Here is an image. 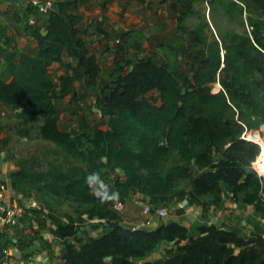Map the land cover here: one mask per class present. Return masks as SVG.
<instances>
[{"label":"trees","instance_id":"1","mask_svg":"<svg viewBox=\"0 0 264 264\" xmlns=\"http://www.w3.org/2000/svg\"><path fill=\"white\" fill-rule=\"evenodd\" d=\"M82 1H55L45 31L37 25L31 29L37 42L33 52L9 51L0 39V62L4 61L11 76L8 81L0 74V101L21 109L22 114L42 113L49 121L46 136L84 163L67 171L44 170L24 159L11 173L14 189L63 195L90 206L89 219L108 220L101 234L86 240L77 237L80 222L74 217L56 219L64 247L63 264H264V234L247 239L237 231L211 224L191 235L178 221L154 229L128 228L110 209L115 200L124 202L137 188L150 203L164 204L176 193L178 182L190 180L192 199L201 201L207 196L209 204H218L231 196L254 205L264 219L262 189L247 171L259 149L243 137L245 131L258 130L264 124V40L259 31L253 27L251 34L235 33L221 39L204 31L208 23L190 29L181 22L179 29L191 33L199 48L198 54L186 52L192 75L181 65L179 47L162 42V61L152 55L128 60L131 68L116 85L109 91L100 89L97 106L110 117L107 129L92 135L83 122L80 130L62 132L56 125L58 110L52 95L57 88L49 76L51 66L58 63L72 71L59 76L61 97L76 93L84 66L91 76L99 70L96 57L88 55V40L79 34L76 11ZM25 4L26 12L33 10ZM216 4L226 14L237 10L264 14V0L213 1ZM26 15L14 16L16 22L27 19L24 28L29 25ZM2 38L9 40L6 35ZM64 55L75 58L77 64L65 61ZM217 82L221 89L214 91ZM152 91L160 93L159 101L151 97ZM174 154L179 162L164 172L162 165ZM192 164L198 171L195 177ZM104 167L126 174L125 179H115L114 198L99 196L97 183L90 186L87 182L94 172L99 178L104 176ZM162 241L184 244L160 261H135Z\"/></svg>","mask_w":264,"mask_h":264},{"label":"rangeland","instance_id":"2","mask_svg":"<svg viewBox=\"0 0 264 264\" xmlns=\"http://www.w3.org/2000/svg\"><path fill=\"white\" fill-rule=\"evenodd\" d=\"M88 1L90 0L82 1L80 4L86 5L87 3L84 4L83 2ZM213 1L215 0H146L144 3H140L138 0H128L126 6L122 10L120 8V12L115 17V20L124 23L126 28L113 33L106 31L99 24L83 21V17H81L78 23L80 36L84 33H92L91 30L103 34L109 38V41L100 47L97 51L99 55L95 56L99 66L98 72L95 76H91V74L86 73L87 68L84 66L82 78L77 84L78 91L72 97L70 95L60 96L59 76L66 71L65 68L68 72L70 69L60 64L51 66L49 76L57 88L56 93L52 95L58 110L57 129L62 132L80 130L83 122L87 125L85 131L92 135L101 129H107L110 118L102 114L97 106L100 89L104 88L105 91H109L116 85V80L131 68L127 65L128 60L133 61L152 55L158 61H162L163 54L158 49L159 43L172 40L180 49L182 67L192 75L191 63L186 58V52L198 54L199 48L191 33L182 32L179 29L181 22L190 29L208 23L204 31L210 36L221 39H229L235 33L248 34L249 25L251 29L252 27L257 29L264 40L263 17L258 12L246 13L237 10L232 14H226L219 4L213 5ZM108 2V0H91L90 9L94 10L96 5L101 4L102 9L108 11ZM20 3L22 11H25V4L21 0H12L9 5H0V39L9 51L33 52L36 49L35 42L31 38V29L34 26L27 24L28 28L23 29L22 25H16L13 14V6H19ZM76 12L78 13V10ZM149 12L151 15L148 16V20H145L144 23L140 22V17L144 14L149 15ZM106 15L111 16L107 12ZM24 16L27 17L26 14ZM107 20L105 18V21ZM25 22L27 23V19ZM141 33L143 35L140 38ZM5 35L10 41L2 38ZM145 36H153L156 40L152 41L151 44L144 45L142 39ZM118 39L120 42L117 41ZM65 61L72 65L77 64L75 58L65 56ZM0 74L5 80H11V76L4 68V61L0 62ZM88 80L89 82H87ZM220 89L221 85L218 82L215 83L213 90L218 91ZM150 95L154 100L159 101L160 93L158 91H152ZM21 111V109L0 101V158L4 160H0V164L7 165V161H11L20 165L22 160L30 159L36 168L44 170L59 168L64 171L69 170L74 165H84L81 161L67 155L46 136L49 121L42 113L22 114ZM249 134H255L264 140V124L258 130L249 131L246 137ZM255 143L259 153L247 171L253 174V178L260 185L261 196L264 199V174L259 168L264 149L262 152L261 145ZM178 162L179 156L174 154L168 162L162 165L163 171L169 170ZM191 169L194 177L198 175L194 164L191 165ZM103 170L106 171V174L99 178L97 193L99 196L110 197L115 193L113 187L115 179H125L126 174L119 169L108 171L104 167ZM5 178L9 179L8 173ZM102 185L108 186L107 193ZM190 191V180L178 182L174 196L162 204L168 211L167 215L159 218V220L162 222L178 221L189 228L191 235H198V229L201 226L211 224L221 228L229 227L225 229L237 231L247 239L253 238L255 234H264V219L254 205L243 204L231 196L224 197L218 204H209V197L206 196L201 201H196L191 198ZM19 193L34 197L38 201L40 208H37L36 212L40 213L44 209H50L61 218L72 216L78 220L80 224L78 225L77 237H83L82 233L88 232L83 223L91 220L88 218L90 206L79 205L63 195L49 196L34 189H27ZM111 208L112 204L110 205ZM54 218L56 219L55 216ZM90 224L96 227L106 225L104 222H90ZM182 244L184 242L180 244L165 242L151 253L137 258L135 261L139 263L160 261L174 255Z\"/></svg>","mask_w":264,"mask_h":264},{"label":"crops","instance_id":"3","mask_svg":"<svg viewBox=\"0 0 264 264\" xmlns=\"http://www.w3.org/2000/svg\"><path fill=\"white\" fill-rule=\"evenodd\" d=\"M12 0H0V5H9ZM109 10L105 11L102 9L101 4L96 5L94 10L90 9L91 7V0L88 2H83L86 5L80 4L78 8V13L80 18L83 17V21H88L90 23L99 24L103 29L106 31L113 33L114 31L122 30L126 28L124 23L118 22L115 20L116 14L120 12L126 6L128 0H108ZM25 4V2H23ZM22 4V5H23ZM26 8V4L24 5ZM20 5L13 6V14L20 13L22 15L28 14L29 17H36L37 25L45 31V28L48 24V17L37 14L34 10L31 11H22ZM106 12L109 13L111 16L106 15ZM149 15L144 14L140 17L139 21L143 22L148 20ZM105 18L108 20L105 21ZM112 21V22H111ZM25 21L16 22V25H22L23 29ZM9 32V31H8ZM92 33L82 34V37H85L88 40V49H89V56H98V50L101 46H103L106 42L109 41V38H106L103 34L91 31ZM10 34V33H9ZM143 34L141 33L140 38ZM31 38L35 42V48L37 46V42L32 35ZM144 45L147 43H152V41L156 40L153 36H145L143 39ZM149 42H148V41ZM170 43L172 40H168ZM160 44V43H159ZM158 44V46H159ZM175 44V43H174ZM96 47V49H94ZM158 49H160L158 47ZM161 51V50H160ZM65 59V56H63ZM54 63L52 66H54ZM65 72L62 74H71L72 71H67L65 68ZM86 78H88L86 76ZM78 84V83H77ZM78 88V85H77ZM78 91V89H77ZM89 92V89H88ZM76 93L70 94V96H74ZM103 114V113H102ZM109 117V116H108ZM110 118V117H109ZM1 161H4L3 158H0ZM20 165L11 161H7V165L0 164V177L4 180H7L12 183L11 173L18 170ZM9 170V171H8ZM9 174V179H6L5 176ZM14 194L16 196L17 203L25 209V212L21 218L20 226L15 229V231L11 232V242L9 243V248L11 250L12 256L10 264H63V253L64 247L60 242V236L57 232V224L56 219H64L61 218L57 213L50 211V209H44L43 212H36L37 208H40L38 201L31 196H24L20 194L18 191L14 190ZM19 193V194H18ZM116 194V193H114ZM47 195V194H46ZM52 196V195H49ZM117 196V194H116ZM117 199V198H116ZM37 203V207L29 209L28 207L31 204ZM150 203L149 197L144 194L139 188L136 189L133 193H131L124 201V208L120 213H118L120 223L128 228H140V229H154L157 228L162 223H169V222H162L159 220L158 217H154L152 219L151 224H147L146 220L149 217L148 215L143 213V209L145 205ZM56 217V219L54 218ZM173 221V220H172ZM170 221V222H172ZM90 222H104L107 224V219H100L95 217L91 219ZM88 221H84L88 232H83L82 236L85 237L87 240L90 236H97L102 233L101 226H93ZM82 224V225H83ZM228 226V225H226ZM229 228V227H225ZM70 240V239H69ZM168 241H162L158 246L164 244Z\"/></svg>","mask_w":264,"mask_h":264},{"label":"built area","instance_id":"4","mask_svg":"<svg viewBox=\"0 0 264 264\" xmlns=\"http://www.w3.org/2000/svg\"><path fill=\"white\" fill-rule=\"evenodd\" d=\"M27 3L35 12L39 15L47 16L50 11L54 9L56 0H21ZM264 21V14H263ZM28 23L32 26L37 25L36 17H30ZM253 30L248 25V32L251 34ZM120 42V39L117 40ZM249 131L243 133V137L247 139L246 134ZM249 140V139H248ZM253 141V140H252ZM254 142V141H253ZM253 163V161H252ZM262 176V174H261ZM264 177V176H263ZM13 184L7 180L0 177V264H10L11 261V250L9 248V243L11 242L12 236L11 232L15 231L20 226L21 218L25 212L16 200ZM37 207V203L31 204L29 209ZM124 208V202L117 199L113 204V211L115 213H120ZM166 207L160 205H155L148 203L143 209V213L151 218L146 220L147 224L152 223L154 217L163 218L167 215Z\"/></svg>","mask_w":264,"mask_h":264},{"label":"bare ground","instance_id":"5","mask_svg":"<svg viewBox=\"0 0 264 264\" xmlns=\"http://www.w3.org/2000/svg\"><path fill=\"white\" fill-rule=\"evenodd\" d=\"M247 137L249 140H253V141L259 143L262 147V152H263L264 140L262 138L257 137V135H255V134H249ZM262 156L263 157L259 162V168L261 169V171H263V174H264V152H263Z\"/></svg>","mask_w":264,"mask_h":264},{"label":"clouds","instance_id":"6","mask_svg":"<svg viewBox=\"0 0 264 264\" xmlns=\"http://www.w3.org/2000/svg\"><path fill=\"white\" fill-rule=\"evenodd\" d=\"M89 185L91 186L93 184V182H96V183H100L99 181V173H92L89 177H88V181ZM102 187L104 188L105 192L107 193V189H108V186L107 185H102ZM116 194H112V197L110 198H114Z\"/></svg>","mask_w":264,"mask_h":264}]
</instances>
